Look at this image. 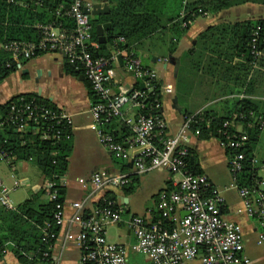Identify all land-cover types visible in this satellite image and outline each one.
I'll list each match as a JSON object with an SVG mask.
<instances>
[{
    "label": "built area",
    "instance_id": "built-area-1",
    "mask_svg": "<svg viewBox=\"0 0 264 264\" xmlns=\"http://www.w3.org/2000/svg\"><path fill=\"white\" fill-rule=\"evenodd\" d=\"M93 5V0H74L68 8L57 10L58 16L73 19V27L61 21L39 23L36 25L39 31L37 40L3 44L2 48L11 54L7 65L20 66L22 60L55 52L63 55L76 70H81L90 83L97 96L91 107L93 120L90 127L97 133L99 142L116 158L131 160L132 170L117 173L96 171L90 179L79 178L84 187L92 184L97 190L120 189L129 186L134 176L156 169L178 173L181 179L174 189L159 194L155 207L148 208L144 215L134 214L129 218L133 242L118 243L107 237L109 226L124 221L126 212L118 197L111 199L103 195L92 208L85 200L74 201V212L67 216L64 201H59L58 186L62 184L59 181L62 175H54L57 181L46 176L39 190L44 191L48 200L56 201L55 225L59 230L66 225L65 242H74L80 248V264H128L132 252L148 255L152 264H254L245 252L243 224L222 213V194L230 189L238 192L242 200L239 212L258 223L256 243L263 245L264 160L263 174H260L255 147L251 157V182L241 185L240 174L245 168L250 131L258 129L264 136V116L254 110L235 111L230 117L218 121L216 116L206 115L202 109L185 114L178 132L168 135L162 96L171 93L173 86L162 83L158 70L144 65L131 46L117 49L109 56L99 53L100 44L93 35ZM183 26L187 27L188 21H183ZM119 40L124 42L125 38ZM249 49L250 62L257 65L264 51V19L253 26ZM119 55L125 69L143 87H120L116 91L114 79ZM239 97L244 98V95ZM127 107L135 111L133 115L126 113ZM116 119H121L132 131L131 137L124 142L118 141L113 132L106 129ZM5 125L21 133L31 126L41 139L56 144L71 141L74 128L72 116L66 110L48 105L36 96L25 95L10 102L7 116L0 119V131ZM203 127L218 138L228 153L232 181L224 189L216 187L206 174L189 169V141L192 135L201 137ZM130 148L135 153H131ZM51 154L56 155L57 150ZM0 159L13 160L2 140ZM21 185H24L23 181L16 179L14 188H9L0 178V204L15 209L10 192ZM49 228L50 224L46 230ZM51 235L58 237V233ZM44 256L52 263L59 260L58 256L48 252Z\"/></svg>",
    "mask_w": 264,
    "mask_h": 264
},
{
    "label": "crops",
    "instance_id": "crops-1",
    "mask_svg": "<svg viewBox=\"0 0 264 264\" xmlns=\"http://www.w3.org/2000/svg\"><path fill=\"white\" fill-rule=\"evenodd\" d=\"M170 1L169 6L159 5L158 2L155 4L163 23L162 28L131 44L138 55L140 51L145 59L149 60L144 65L156 68L162 83L173 86L171 93L162 96V112L167 122L168 135L178 132L187 112L195 113L203 109L210 115L227 118L236 111L238 102L244 98L258 102L259 110L264 112V51L258 64H251L246 56L238 54L236 28L223 27L246 20L264 19V4L255 0H239V4L218 12L206 11L200 14L184 30L182 14H187L191 4L209 5L216 0H173V3L172 0ZM94 3L108 2L94 1ZM109 8L111 12L110 4ZM110 12L92 15V17L100 18L109 15ZM169 17H174V19L170 20ZM108 22L111 26L105 30V36L111 38L101 43L96 27L98 24ZM113 28L112 22L108 20H102L94 26L96 40L100 44L99 52L102 55H111L115 51L114 45L120 41L116 39L113 42L114 35L111 33ZM125 42L126 38L123 43ZM102 45H105V48H102ZM2 46L3 44H0V49ZM66 63L64 56L55 52L41 53L31 59L22 60L20 66L16 65L17 70L0 83V104L20 94L32 93L66 110L72 116L74 128L73 137L69 141L71 151L68 166L59 180L65 190L66 214L67 216L73 214L72 203L74 201L85 200L92 208L107 191H111L120 199L126 212L124 221L116 225L127 227L128 240L118 243H132L133 235L128 225L129 218L134 214L144 215L148 208L155 207L159 194L164 190L174 189L181 175L167 169H156L146 174L136 175L131 184L127 186L134 187L132 192H127L126 187L105 190H97L92 184L84 187L79 182V178L90 179L96 171L131 172L132 162L116 158L99 142L97 133L90 127L93 120L91 107L95 102L89 87L90 83L83 74L73 75L66 72ZM114 85L118 91L120 87L133 88L142 84L119 61ZM240 95H244V98H240ZM125 111L129 115L135 112L128 107ZM121 124H124L123 121L116 119L107 125L106 129L113 132L118 131L121 134ZM261 136L263 134L260 133L259 137ZM130 137L131 135L125 140ZM189 147L191 160L198 164L202 173L206 174L216 187L224 189L231 183L232 179L227 171V175L224 176L223 173V178H221L219 169L223 166L229 167V158L226 149L217 137L210 135L204 138L192 135ZM129 151L135 153L132 148ZM20 161H30L36 164L34 160ZM16 163L11 165L9 162L11 167H14ZM37 167L39 168L38 165ZM39 170L42 173L40 168ZM14 171L16 174V169ZM42 175L44 176L42 182L32 185L34 192L39 191L47 179L43 173ZM13 178L14 181L20 179L24 184L30 182L28 177L18 178L13 175ZM140 183H142L141 187ZM222 195L224 198L223 215L243 224L245 252L250 259L258 260L259 257H253L256 253L255 248L258 246L256 243L258 223L239 212L242 200L236 190H226ZM133 202L135 209L132 207ZM108 229L109 227L107 237L110 240ZM65 230L66 225L60 228L58 237L51 247V254L58 256L59 260L47 264H80L81 250L74 242H65ZM0 264L21 263L13 252L6 250L3 256H0Z\"/></svg>",
    "mask_w": 264,
    "mask_h": 264
},
{
    "label": "trees",
    "instance_id": "trees-1",
    "mask_svg": "<svg viewBox=\"0 0 264 264\" xmlns=\"http://www.w3.org/2000/svg\"><path fill=\"white\" fill-rule=\"evenodd\" d=\"M74 0H0V44H5L15 40L33 41L39 37V31L36 27L39 23H50L61 21L67 26L73 27V19L67 16H58V9L68 8ZM95 2H108L111 7L109 15L93 18V35L96 39L94 26L102 20L111 21L114 28L111 33L114 35L113 42L121 36L126 38V42L118 41L114 45L115 50L128 49L132 43L146 38L155 33L159 28H162V21L158 15V10L155 4L169 6L170 0H94ZM260 1L264 4V0ZM173 3V0H172ZM239 0H216L209 5L191 4L188 7L187 14L183 17V21L190 22L203 14L206 11L218 12L224 8L239 4ZM181 6H179L180 8ZM201 10V11H200ZM178 12V11H177ZM178 14V13H177ZM170 20L174 17H169ZM263 19L256 21L246 20L237 22L223 27H235L238 35V54H243L250 61L249 41L253 26ZM116 30V31H114ZM105 48V45H102ZM100 53V52H99ZM110 53V52H109ZM108 53V54H109ZM101 54V53H100ZM110 55V54H109ZM107 55V56H109ZM11 60V54L0 49V83L15 72L16 64L8 66L7 63ZM65 70L73 75L83 74L81 70H76L70 63L65 64ZM91 88V85H89ZM92 95L97 99V96L90 89ZM28 97L36 96L42 102L52 105L48 100L32 93L20 94ZM19 96V95H18ZM15 96L4 104H0V119L7 116L9 105ZM254 110L258 114L264 116V112L259 110V103L250 100L249 98L241 99L238 102L236 111ZM146 113L147 111H142ZM185 114H190L189 112ZM206 115H210L206 112ZM218 121L224 119L217 117ZM122 125V124H121ZM115 127V125H114ZM111 128V127H110ZM202 137L208 138L210 133L206 127H203ZM113 132V131H112ZM116 139L124 142L125 138L132 135L131 129L124 123L122 125V133L113 132ZM260 130L252 129L250 139L246 150L245 168L240 174V184H249L252 180L253 163L251 157L253 149L256 147ZM0 140L4 142V147L10 151L14 164L20 160H34L41 169L42 173L53 179L55 174L62 175L67 170L68 157L71 151V143H53L51 140L41 139L39 134H36L33 127H28L24 132H18L14 127L5 125L0 131ZM57 150L56 155L51 152ZM55 160V162H54ZM189 169L194 173H202L201 168L191 158L188 159ZM59 187V201H64L65 190L62 186ZM134 187H126L127 192H132ZM107 198H116L113 192L105 193ZM56 201H50L45 197L43 190L33 192L27 199L17 205L15 209H7L0 204V256H3L6 250L13 252L21 264H47L50 259L44 256L45 252L51 253L56 237L51 234H57L59 227L55 225L54 212ZM98 203V202H97ZM99 204H102L101 202ZM50 228L46 230L47 225ZM46 231L49 235L46 236ZM46 237V240H44Z\"/></svg>",
    "mask_w": 264,
    "mask_h": 264
},
{
    "label": "rangeland",
    "instance_id": "rangeland-1",
    "mask_svg": "<svg viewBox=\"0 0 264 264\" xmlns=\"http://www.w3.org/2000/svg\"><path fill=\"white\" fill-rule=\"evenodd\" d=\"M139 56L142 59V62L148 63L149 60L145 59V57L142 55V53L139 51ZM263 136H261L259 143L256 145L254 154L256 156V159L258 160V166H259V173L263 174L262 170V163L264 160V140ZM9 160L7 159H0V178L4 181L5 185L9 188L14 187V178L13 175H16L18 178L28 177L30 182L29 184H24L16 189H12L10 192V198L14 205H18L25 199H27L34 190L32 189V185L36 183H41L43 180V175L40 172L39 168L34 162L30 161H18L14 167H11L9 164ZM27 167V169L25 168ZM16 169V174L15 170ZM219 169V168H218ZM221 178L227 175L226 171L229 173L230 178L232 179V174L230 171V168L227 167H221L220 169ZM148 185V183H146ZM142 186V183H140V187ZM135 203H132L133 209H135ZM127 233V227L125 226H119V225H113L109 226L108 229V236L112 242H127L128 237H126ZM256 253L253 255V257L257 256L259 257L258 260H255L251 258V261L256 264H264V245H258L256 246ZM128 264H152L151 259L148 255L140 252H132L129 255V263Z\"/></svg>",
    "mask_w": 264,
    "mask_h": 264
},
{
    "label": "water",
    "instance_id": "water-1",
    "mask_svg": "<svg viewBox=\"0 0 264 264\" xmlns=\"http://www.w3.org/2000/svg\"><path fill=\"white\" fill-rule=\"evenodd\" d=\"M110 12V8H109V4L108 3H94L93 5V9L91 10V14L92 15H98V14H107ZM111 26V24L108 23H103V24H98L96 29H97V34L99 36V41L101 43H105L108 39H110L111 37H106L105 36V30L109 29ZM119 61L122 64L123 60H122V56L119 55ZM81 78H83L81 76ZM142 87L144 86L143 84L141 85Z\"/></svg>",
    "mask_w": 264,
    "mask_h": 264
}]
</instances>
